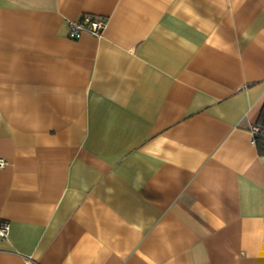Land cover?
Segmentation results:
<instances>
[{
	"label": "crops",
	"instance_id": "obj_1",
	"mask_svg": "<svg viewBox=\"0 0 264 264\" xmlns=\"http://www.w3.org/2000/svg\"><path fill=\"white\" fill-rule=\"evenodd\" d=\"M263 106L264 0H0V264H264Z\"/></svg>",
	"mask_w": 264,
	"mask_h": 264
},
{
	"label": "built area",
	"instance_id": "obj_2",
	"mask_svg": "<svg viewBox=\"0 0 264 264\" xmlns=\"http://www.w3.org/2000/svg\"><path fill=\"white\" fill-rule=\"evenodd\" d=\"M106 26V22L104 19L85 15L80 20L77 21H68L67 29H68V37L70 39H78L83 34H90L93 36H98L104 30ZM250 132L252 134V144H255L256 137H264V127L259 125H254L250 128ZM5 166V161L0 159V169ZM7 233V226H0V239H5ZM29 264V263H28Z\"/></svg>",
	"mask_w": 264,
	"mask_h": 264
},
{
	"label": "trees",
	"instance_id": "obj_3",
	"mask_svg": "<svg viewBox=\"0 0 264 264\" xmlns=\"http://www.w3.org/2000/svg\"><path fill=\"white\" fill-rule=\"evenodd\" d=\"M258 124L262 127H264V106L262 107L259 118H258ZM255 144L260 145V153H264V137H256L255 138ZM262 145V147H261Z\"/></svg>",
	"mask_w": 264,
	"mask_h": 264
}]
</instances>
